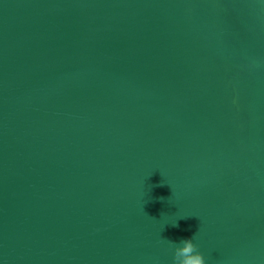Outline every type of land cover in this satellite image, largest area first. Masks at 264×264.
Listing matches in <instances>:
<instances>
[{
	"label": "water",
	"instance_id": "95a60500",
	"mask_svg": "<svg viewBox=\"0 0 264 264\" xmlns=\"http://www.w3.org/2000/svg\"><path fill=\"white\" fill-rule=\"evenodd\" d=\"M191 237L264 264V0H0V264Z\"/></svg>",
	"mask_w": 264,
	"mask_h": 264
},
{
	"label": "clouds",
	"instance_id": "9594fccd",
	"mask_svg": "<svg viewBox=\"0 0 264 264\" xmlns=\"http://www.w3.org/2000/svg\"><path fill=\"white\" fill-rule=\"evenodd\" d=\"M160 199H163V197ZM186 217L187 216H179L175 223H171V225L173 227H178V219ZM193 237L182 239L179 242L166 240L173 249L172 264H206L205 257L198 251Z\"/></svg>",
	"mask_w": 264,
	"mask_h": 264
}]
</instances>
